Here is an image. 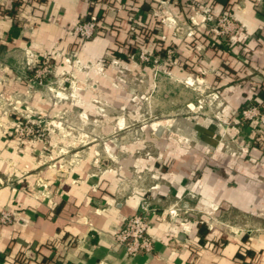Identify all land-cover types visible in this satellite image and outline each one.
I'll return each instance as SVG.
<instances>
[{"label": "crops", "instance_id": "obj_1", "mask_svg": "<svg viewBox=\"0 0 264 264\" xmlns=\"http://www.w3.org/2000/svg\"><path fill=\"white\" fill-rule=\"evenodd\" d=\"M138 2L146 25L160 34L149 42L151 53L163 42L181 45V60L201 67L196 73L176 70L171 75L204 80L200 88L209 87L220 97L209 106L224 109V115L221 109L210 116L174 112L178 100L168 99V92H175L171 82L165 88V104L151 103L157 113L165 108V115L144 132L163 147L146 148L144 136L120 151L109 146L106 153L119 156L112 167L104 159L95 168L93 150L89 159L72 166L58 160L57 149L20 141V121L42 112L50 117L80 111L82 117L70 119L80 117L102 134L109 133L111 124L118 129L124 116L109 117L98 104L125 107L113 92L125 91L126 85L111 82L118 68L113 64L107 69L105 61H117L125 76L132 71L139 91L146 83L152 89V71L115 55L131 44L124 23L117 21L111 28L104 24L118 11V18L123 16L120 1L0 0V213L13 214L12 224L0 226V264H264V229L251 221L254 206L264 208V180L255 195L246 183L252 173L264 177V157L259 161L264 154L256 148L251 157L235 154L225 144L237 133L224 127L235 122L231 114L246 103L264 102V0H208L213 13L229 14L244 32L232 39L233 45L239 44L234 48L222 40H216L215 49L202 44L204 57L199 61L190 39L175 37L184 22L175 7L166 8L170 19L159 23L156 2L146 0L143 11L139 6L144 0ZM93 15L100 19L96 36L82 41L74 27ZM68 58L87 66L85 76L95 82L101 102L93 101L94 85L73 100L51 96L38 84V64L48 59L61 69ZM238 134L245 140L252 135L246 127ZM48 138L51 145L73 140L64 132ZM146 151L151 159L144 157ZM142 200L155 211L149 229L154 251L129 255L115 235L140 212ZM172 210L176 217H170ZM236 215L244 219L237 222Z\"/></svg>", "mask_w": 264, "mask_h": 264}, {"label": "rangeland", "instance_id": "obj_2", "mask_svg": "<svg viewBox=\"0 0 264 264\" xmlns=\"http://www.w3.org/2000/svg\"><path fill=\"white\" fill-rule=\"evenodd\" d=\"M111 3H117L118 0H109ZM146 0H144L145 2ZM150 1V0H147ZM158 6L157 9H160L159 15L157 16L158 22H164L169 20L170 17H167L164 10L168 9L169 6L175 7L179 13L178 15L183 17L184 22L181 25V29L175 30V37L178 39H190V46H193L196 57L199 60L203 59L204 52L202 49V44L206 45L207 48H217L215 47L216 40H222V43H225L227 48H234L238 45L232 44V39L240 36H233L231 33L224 32L223 27H221L220 18L226 13H213L208 7V0H154ZM124 6L122 8L124 14L118 18L114 17L109 23L114 26L115 22L124 23L126 26V33L129 37L131 44H128L129 48H124L122 52H119L122 55H125V59L133 60L140 65L148 66L152 71V89H150L145 84L142 87V91H139L136 88V83L134 81L132 71H128V76H125L127 72L119 65L117 61L112 62L110 60L105 61V65L108 69L110 65H116L118 68L117 76L112 78L111 82L116 84L124 83L126 85L125 91L123 92H113L114 97L120 99L125 104V107L112 108L107 105L101 108L100 110L105 115L112 116H124V121L121 125L114 129L113 124H111V129L108 130L109 133L102 134L100 128L87 127L85 122L80 120V117L77 121L70 119V116H81L83 115L80 111L71 113L68 110L54 113L52 116H45L42 112L38 116L32 118L28 117L27 120L32 122L40 119V136L36 135L35 137H29L20 139L22 142L26 143H39L46 147L47 150H56L58 151L59 158L66 162L68 165L75 166L81 162L89 159L91 151L95 153L92 164L96 168L101 165L104 159L109 160V165L112 167V160L117 161L119 156L106 153V149L109 146L122 150L123 147H128L137 141V137L144 136L142 143L146 148L154 149L156 143L146 138L145 133L149 130L151 124L159 119L161 114L165 115V108L159 107L161 112L158 113L153 108L151 104L158 100V103L165 104L166 93L165 88L169 83L174 84V93L168 92V99H174L175 108L174 112L190 113V114H203L204 116L213 115L214 112H217L221 109L222 115H224V109L216 107H210V101L219 100V93L213 91L209 87L201 89V85L205 83L204 80L198 79V81H193L192 79H180L171 75V72L176 70H186L189 74L196 73V67H201L197 63L191 61V67L187 64L188 60L184 62L181 60V45L170 43L166 44L163 42L162 45H159V50L157 53H151V48L149 42L154 36L157 39L160 34L152 31L147 25L145 19L141 16L140 12L137 10L139 2L137 0L129 2L128 4L122 3ZM228 16H230L228 14ZM231 17V16H230ZM107 20V19H106ZM108 21V20H107ZM161 21V22H160ZM106 24V25H110ZM142 40L141 44L138 40ZM136 40V41H135ZM160 41V40H159ZM138 42V43H137ZM215 43V44H214ZM242 45V44H241ZM144 55L142 58L141 56ZM191 59V58H188ZM70 63H67V67L62 66L61 69L50 61L51 68L46 74L45 78V87L43 86L46 93L51 96L64 98H71L76 100L78 96L79 99L81 96H84L86 93H90L93 87V95L95 96L93 101L96 102L99 100L101 102L102 97L99 96V92L96 91V84L92 82L89 77H86L85 74L88 73V68L86 65H82L77 58H72ZM191 69H187L188 67ZM219 76V75H218ZM242 79L237 78L236 82L241 83ZM147 82V80L145 81ZM184 88V91H182ZM95 89V91H94ZM60 95V96H59ZM98 96V98L96 97ZM181 101H186L185 105L188 106L178 107ZM98 103V102H97ZM195 104V106H192ZM205 104L207 107H205ZM259 111L258 116L253 119L246 117L245 112ZM235 119V122L226 123L224 125L226 131L234 130L236 131L237 137L232 141L231 147H229V142H227L225 147L234 148L235 154L238 156L246 155L251 157V151L253 148L258 149L264 154V102L258 101L256 103L249 102L244 106L239 108L235 113L231 114ZM82 117V116H81ZM249 128L251 131V137L249 140L239 136L238 132L240 128ZM64 132L65 135H71L73 140H66V142L55 143L50 141L49 134L51 133H60ZM51 142V143H50ZM56 142V141H55ZM165 143V142H163ZM162 145H157V147H163ZM97 154V155H96ZM144 157L148 160L151 159V152L146 151ZM253 159H258V156H252ZM264 156L259 158V161ZM53 159V156L50 157ZM111 159V160H110ZM109 169V167H106ZM246 183L254 187L253 193L256 194V191L260 189L259 185L263 182L264 177L258 173H252L248 175ZM242 180V179H241ZM257 187V188H256ZM253 213V226L264 229V208L261 204L254 206ZM242 215H236L237 222H241Z\"/></svg>", "mask_w": 264, "mask_h": 264}, {"label": "built area", "instance_id": "obj_3", "mask_svg": "<svg viewBox=\"0 0 264 264\" xmlns=\"http://www.w3.org/2000/svg\"><path fill=\"white\" fill-rule=\"evenodd\" d=\"M220 25L223 27L224 32L231 33L237 36L244 32L243 27L239 25L228 14H224L220 18ZM100 26V19L98 16L93 15L86 20H83L74 27V33L82 41L92 40L97 33ZM142 58L144 55L141 56ZM71 59H66V63H70ZM51 68L50 61L47 59L45 62L38 64L35 68L34 78L38 81L40 86L45 85L46 74ZM259 111L245 112L246 117L253 119L258 116ZM40 119L35 121H28L24 118L20 121L18 135L21 139L40 136ZM151 204L147 200H142L140 204V212L134 216L129 217L121 230L115 235L117 243L126 248L129 255H151L154 251V241L149 232L150 229V216L154 214ZM168 215V214H167ZM170 217H176V210L169 213ZM13 222V214L10 211H2L0 213V226L10 225Z\"/></svg>", "mask_w": 264, "mask_h": 264}, {"label": "trees", "instance_id": "obj_4", "mask_svg": "<svg viewBox=\"0 0 264 264\" xmlns=\"http://www.w3.org/2000/svg\"><path fill=\"white\" fill-rule=\"evenodd\" d=\"M118 1H120V3L128 4L129 2L133 3V1H135V0H118ZM137 1H139V0H137ZM146 7H147V5L145 4V2H142V4H140V6H139V8H141L142 11L144 9H146ZM104 24L106 25L107 23H104ZM111 27H114V26H112L111 24L107 25V28H111ZM115 55H117L118 57H123V58L125 57L124 55H122L120 53H115Z\"/></svg>", "mask_w": 264, "mask_h": 264}]
</instances>
